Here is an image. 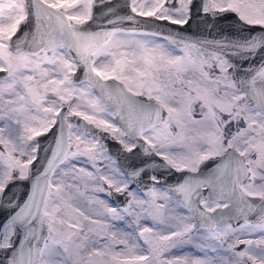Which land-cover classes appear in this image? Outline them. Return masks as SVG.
I'll return each instance as SVG.
<instances>
[{"label":"snow or ice","instance_id":"obj_1","mask_svg":"<svg viewBox=\"0 0 264 264\" xmlns=\"http://www.w3.org/2000/svg\"><path fill=\"white\" fill-rule=\"evenodd\" d=\"M123 8L0 0V264H264V0Z\"/></svg>","mask_w":264,"mask_h":264},{"label":"water","instance_id":"obj_2","mask_svg":"<svg viewBox=\"0 0 264 264\" xmlns=\"http://www.w3.org/2000/svg\"><path fill=\"white\" fill-rule=\"evenodd\" d=\"M113 3L116 4H120L121 5V11L123 12H127L126 8H123V4H124V0H113ZM97 15H100L102 13V8L101 7H97L95 10ZM166 23V22H163ZM199 22H193L191 25L189 26H185V29H182V31L186 30V34L190 35V36H207L208 35V29L205 27V25L203 23H199V27L197 26ZM168 27L170 28H178L179 26H175V25H169ZM22 30H23V26H22ZM253 31H257L256 29H253ZM239 34V25L237 23V21L235 20L234 17L230 16L228 19H222L220 21H218L217 25L215 28L212 29V35L216 36L217 38H219L221 35L224 36H237ZM245 35L247 33H244ZM41 139H46V138H41ZM109 144L113 146V151L115 150V145H113L112 141H109ZM181 174H177L174 173L173 177H168L167 179H169V181H173L175 176H179ZM17 192L23 193L25 190L23 189H16ZM23 194H21V199H23ZM119 200H123V197H119Z\"/></svg>","mask_w":264,"mask_h":264}]
</instances>
